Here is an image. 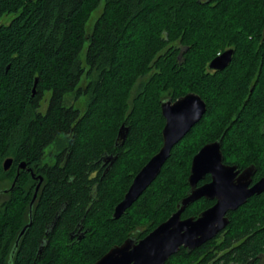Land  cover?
<instances>
[{"label": "trees", "instance_id": "trees-1", "mask_svg": "<svg viewBox=\"0 0 264 264\" xmlns=\"http://www.w3.org/2000/svg\"><path fill=\"white\" fill-rule=\"evenodd\" d=\"M5 15L12 18L0 25V180L11 182L0 190L10 188L20 163L26 168L0 193V264H8L29 222L37 180L28 169L43 182L12 264H93L126 239L144 238L176 211L192 158L208 143L220 140L225 164L254 166V182L264 176V0H0ZM227 50L230 64L209 70ZM188 93L201 97L205 114L114 220L132 179L161 148V102ZM222 102L226 122L214 131L212 119L202 133ZM50 146L56 153L45 164ZM229 151L241 158L228 161ZM111 155L117 158L106 171L101 165ZM212 204L200 199L182 218ZM227 217L216 237L191 253L181 248L165 264H264V192ZM77 225L88 230L81 240L70 238Z\"/></svg>", "mask_w": 264, "mask_h": 264}, {"label": "water", "instance_id": "water-1", "mask_svg": "<svg viewBox=\"0 0 264 264\" xmlns=\"http://www.w3.org/2000/svg\"><path fill=\"white\" fill-rule=\"evenodd\" d=\"M232 55L233 50H227L217 55L208 64V69L223 71L230 64ZM34 91L35 84L32 93ZM160 109L165 120L161 148L134 176L123 199L114 208L112 215L114 220H118L156 180L163 165L170 157L172 149L202 119L206 112V104L200 96L188 93L175 101L163 100ZM126 135L127 129L122 125L118 131V138L124 141ZM223 161L220 140L204 145L192 158L187 178L189 190L186 196L176 204V211L144 238L140 240L133 237L126 239L121 245L110 248L93 264H165L181 248L185 249L187 253H191L216 237L227 227L228 213L236 211L252 196H258L264 192V176L252 184L255 174L254 166H248L240 171L236 165H228ZM11 165L12 160L6 159L3 163V170L7 171ZM25 168V163H20L10 188L0 190V193L12 190L19 171ZM28 171L31 177L37 180V185L29 205V222L19 232L8 264H12L19 240L31 226L32 205L43 182L41 176H34L32 169H28ZM206 176L210 177V181L198 186V183L203 181ZM200 199L214 201V204L203 210L196 218L182 219L181 215L184 211ZM56 218L51 226L55 224ZM51 226L47 228L46 232L50 230ZM81 239V237L78 238V240Z\"/></svg>", "mask_w": 264, "mask_h": 264}, {"label": "rangeland", "instance_id": "rangeland-1", "mask_svg": "<svg viewBox=\"0 0 264 264\" xmlns=\"http://www.w3.org/2000/svg\"><path fill=\"white\" fill-rule=\"evenodd\" d=\"M101 12V6L91 15V18L89 19L87 25H86V30L87 32H89L92 27H93V24H94V21L96 20V18L99 16ZM11 16L10 15H5L3 16L2 18H0V25H7L10 20H11ZM195 65H196V62H194V64H192V67H193V71H195ZM197 70V69H196ZM196 74L195 75H192L191 74V79L195 78ZM145 78L141 79V82L144 81ZM187 82L188 79H187ZM251 90V89H250ZM137 91V87L135 88V90H133L132 92V96L135 95ZM208 91L209 89L207 90V95H208ZM211 96H212V93H211ZM164 97H166V93L165 94H162V98L164 99ZM47 98V97H45ZM46 106H47V102L46 101H43L42 104H41V108H40V111L42 113L45 112L46 110ZM75 107L79 108V109H82L83 108V100H79L76 104H75ZM224 106H223V102H222V107L220 108L219 111L217 110H213L212 112V115L207 117L206 118V125H204L203 129H202V133L206 132V130L209 128L210 125L214 124L213 120L215 121V127H214V131L216 130V128L220 125H223V122H226V120H224L223 118H225V116L222 115V110H223ZM231 145V144H229ZM228 145V146H229ZM232 148H229V150H231ZM56 153V149L54 146H50L48 147L46 150H45V157H44V161L43 163L45 164H52L53 163V156L54 154ZM228 161H231V160H239L241 157L239 156L238 153L236 152H232V151H229L228 152ZM243 158H244V155H243ZM246 160L242 159L240 161V163H245ZM10 182L11 181H6V180H0V188H5V187H8L10 185ZM3 198L0 197V202H2Z\"/></svg>", "mask_w": 264, "mask_h": 264}, {"label": "flooded vegetation", "instance_id": "flooded-vegetation-1", "mask_svg": "<svg viewBox=\"0 0 264 264\" xmlns=\"http://www.w3.org/2000/svg\"><path fill=\"white\" fill-rule=\"evenodd\" d=\"M116 156H107V158L102 162V167L104 168V167H106L107 166V168H106V171L108 170V168H110L112 165H113V163H114V161L116 160ZM238 170H240V171H242L241 169H239V168H237ZM206 178V177H205ZM210 178V177H209ZM133 180V179H132ZM205 180V179H204ZM201 181V182H203L202 184H204V183H207V182H209V181ZM253 183H255L254 181H253V178H252V184ZM202 184H199L198 183V186H200V185H202ZM213 204H214V201H211ZM212 204V205H213ZM211 207V206H210ZM64 208H65V205H64ZM63 208V209H64ZM114 212V211H113ZM197 217V216H196ZM196 217H194L193 216V218H196ZM181 218H182V215H181ZM186 218H189V217H186ZM186 218H182V219H186ZM78 228V229H77ZM77 229V230H76ZM88 232V230H86V229H84V226L83 225H77V227L73 230V232H71L70 234V238L71 239H78V238H83V236L86 234Z\"/></svg>", "mask_w": 264, "mask_h": 264}]
</instances>
